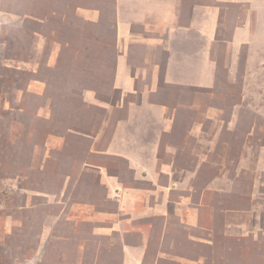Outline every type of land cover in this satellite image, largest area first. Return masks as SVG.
I'll use <instances>...</instances> for the list:
<instances>
[{"label": "crops", "instance_id": "1", "mask_svg": "<svg viewBox=\"0 0 264 264\" xmlns=\"http://www.w3.org/2000/svg\"><path fill=\"white\" fill-rule=\"evenodd\" d=\"M41 1L48 78L28 90L53 93L36 112L60 127L43 153L66 161L42 244L71 264H264V193L195 188L176 155L198 134L174 131L177 95L214 84L215 45L251 48L264 0Z\"/></svg>", "mask_w": 264, "mask_h": 264}, {"label": "rangeland", "instance_id": "2", "mask_svg": "<svg viewBox=\"0 0 264 264\" xmlns=\"http://www.w3.org/2000/svg\"><path fill=\"white\" fill-rule=\"evenodd\" d=\"M39 4L0 0V264H71V251L54 236L45 245L41 241L45 228H58L52 216L59 206L44 194L59 190L58 166L66 161L43 153L47 135L60 127L53 115L46 120L36 112L53 93L35 96L28 90L33 79L48 78L44 60L50 44L38 47V36L47 29L30 17L38 18ZM263 37L264 27L256 26V41L242 47L238 59L223 44L215 45L214 84L177 95L174 131L198 135L184 141L176 163L190 169L195 188L200 180L216 179L212 189L231 190L237 180L234 190L264 193ZM33 65L36 74L29 69Z\"/></svg>", "mask_w": 264, "mask_h": 264}]
</instances>
